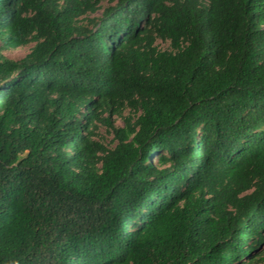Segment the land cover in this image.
Masks as SVG:
<instances>
[{
  "label": "trees",
  "instance_id": "obj_1",
  "mask_svg": "<svg viewBox=\"0 0 264 264\" xmlns=\"http://www.w3.org/2000/svg\"><path fill=\"white\" fill-rule=\"evenodd\" d=\"M261 262L264 0H0V264Z\"/></svg>",
  "mask_w": 264,
  "mask_h": 264
},
{
  "label": "rangeland",
  "instance_id": "obj_2",
  "mask_svg": "<svg viewBox=\"0 0 264 264\" xmlns=\"http://www.w3.org/2000/svg\"><path fill=\"white\" fill-rule=\"evenodd\" d=\"M103 5L106 6V4H103ZM156 45H157L158 49L161 51H167L170 49L169 43L162 42L161 40H157ZM32 46L33 45H29L26 47L15 49V50L2 51L1 54L9 60L17 61V60L22 59L29 52V50ZM130 114H131V112L129 110H125L121 116H114L111 119L113 126L115 128H122L124 125L123 118L127 117ZM103 117H105V115ZM97 127H98L96 130L97 136L95 139L99 143H101L103 146H105L106 148H109V149L113 148L116 143L113 142L112 129L109 128L104 123H98ZM257 264H264V262L257 263Z\"/></svg>",
  "mask_w": 264,
  "mask_h": 264
}]
</instances>
